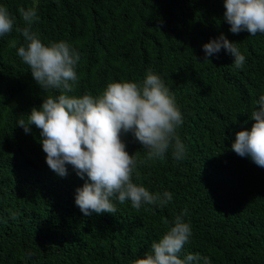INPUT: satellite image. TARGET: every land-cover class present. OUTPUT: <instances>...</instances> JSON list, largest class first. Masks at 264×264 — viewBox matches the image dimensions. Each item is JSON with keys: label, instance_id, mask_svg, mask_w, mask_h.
<instances>
[{"label": "trees", "instance_id": "16d2710c", "mask_svg": "<svg viewBox=\"0 0 264 264\" xmlns=\"http://www.w3.org/2000/svg\"><path fill=\"white\" fill-rule=\"evenodd\" d=\"M0 3L17 17L0 38V264H134L185 209L193 230L185 253L212 264H264V168L231 150L264 93V34H233L222 19L224 0H40L34 30L42 41H69L81 53L75 95H97L115 80L142 82L153 71L185 117L181 161L171 152L146 161L132 134L122 137L130 154L137 151L134 182L171 191L172 201L140 209L126 202L115 214L85 216L75 204L84 179L71 168L55 174L39 130L16 125L51 94L10 46L24 42L18 10L32 0ZM221 32L246 56L243 69L223 50L204 60L202 45Z\"/></svg>", "mask_w": 264, "mask_h": 264}, {"label": "clouds", "instance_id": "9594fccd", "mask_svg": "<svg viewBox=\"0 0 264 264\" xmlns=\"http://www.w3.org/2000/svg\"><path fill=\"white\" fill-rule=\"evenodd\" d=\"M39 7L40 0H32L30 7L19 8L24 26L18 31L24 42L17 47V41L12 40L10 46L16 48L43 92L51 94L43 96L42 103L16 125L26 134L32 133L33 126L39 130L46 163L55 174L66 177L71 168L84 179L76 189L75 204L85 216L115 214L117 205L126 202L135 209L167 205L173 200L171 191L153 192L134 182L137 151L130 154L122 137L131 133L145 150L146 161L164 160L169 152L177 161L186 158V145L178 132L185 117L170 87L161 75L148 71L142 82L115 80L97 95H75L81 53L69 41H42L34 30ZM224 9L222 19L233 34H264V0H224ZM16 21L9 7L0 3V38L12 33ZM202 48L204 60L223 50L234 58L236 68L243 69L246 63L240 47L222 32ZM249 119L254 123L236 132L231 150L264 168V93L255 101ZM186 215V209L177 215L167 231L153 241L151 251L134 264H212L200 253L184 252L193 236Z\"/></svg>", "mask_w": 264, "mask_h": 264}]
</instances>
